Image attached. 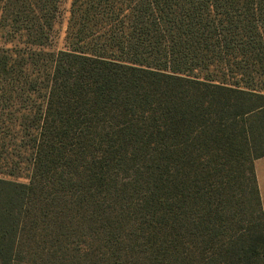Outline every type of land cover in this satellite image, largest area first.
<instances>
[{
	"label": "trees",
	"instance_id": "1",
	"mask_svg": "<svg viewBox=\"0 0 264 264\" xmlns=\"http://www.w3.org/2000/svg\"><path fill=\"white\" fill-rule=\"evenodd\" d=\"M95 3L45 74L0 55L41 98L0 118V264H264V0ZM59 5L0 0L36 47Z\"/></svg>",
	"mask_w": 264,
	"mask_h": 264
},
{
	"label": "rangeland",
	"instance_id": "2",
	"mask_svg": "<svg viewBox=\"0 0 264 264\" xmlns=\"http://www.w3.org/2000/svg\"><path fill=\"white\" fill-rule=\"evenodd\" d=\"M74 1L75 0H59V12H57V17L55 19V28L51 34L50 40L47 41L45 47H36L31 45L32 43L29 38L24 37L27 33L19 34L18 28L12 29L9 25L10 23L4 20L5 14H3L2 8L0 7V55L5 54H18V59L20 61L22 57H25L24 68L35 73V75H43L50 68L51 57L48 53L58 52L62 50L66 43H70V29L74 27L77 32L79 29H82L84 24L88 22L84 19H77L76 21H71L72 11L74 10ZM87 1V0H86ZM131 0H98V4L95 5L98 7L95 15V19L99 20V17L104 13L103 9H106L108 5L114 6L117 5H126ZM119 4V5H118ZM100 10L102 12H100ZM108 12V11H107ZM117 20V17H115ZM101 21H107V17L103 16ZM23 35V36H21ZM85 36V34H83ZM78 42L77 40H75ZM73 43V42H71ZM33 52H42V54H35ZM32 99L26 97V94L20 91H13L6 87H1L0 85V118L3 116H8L11 118L13 115L10 113L9 108L14 106L13 112L17 110H24L27 106H32L35 110L41 104V98L38 94H32ZM21 97V98H20ZM15 116H20V114L15 113Z\"/></svg>",
	"mask_w": 264,
	"mask_h": 264
},
{
	"label": "crops",
	"instance_id": "3",
	"mask_svg": "<svg viewBox=\"0 0 264 264\" xmlns=\"http://www.w3.org/2000/svg\"><path fill=\"white\" fill-rule=\"evenodd\" d=\"M255 172L264 210V157L255 161Z\"/></svg>",
	"mask_w": 264,
	"mask_h": 264
}]
</instances>
